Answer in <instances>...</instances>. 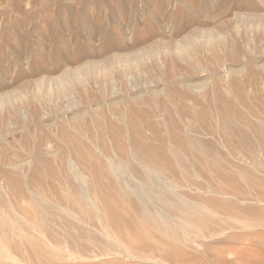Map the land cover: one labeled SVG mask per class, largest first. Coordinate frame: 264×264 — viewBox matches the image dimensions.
I'll return each mask as SVG.
<instances>
[{"label":"bare ground","instance_id":"6f19581e","mask_svg":"<svg viewBox=\"0 0 264 264\" xmlns=\"http://www.w3.org/2000/svg\"><path fill=\"white\" fill-rule=\"evenodd\" d=\"M198 1L183 0L186 12L178 20L168 18L163 25L164 32L171 34L168 42L152 41L157 36L153 26L146 35L135 33L130 38L124 37L119 26L120 36L129 43L99 47L94 53L100 58L95 60H84L79 53L55 61L48 74L60 73L34 79L31 100L23 86L0 93L1 121L9 122L4 132L0 126V138L17 135L23 149H28L27 158L22 151L23 159L10 160L8 150L13 143H6L4 135L0 139V169H8L0 172L1 190L4 186L8 191L2 190L3 194L8 192L12 201L17 199L15 203L19 198L27 202L28 189L33 188L28 198L31 211L26 214L24 207L20 213L24 218L7 210L12 204L7 202V209L0 205L7 210L6 215L0 212V261L7 258L8 250L18 253L21 247L40 264H58L64 247L68 256L77 249V257L85 259L96 246L100 257L108 258L117 245L110 236L116 235L142 264L156 262V258L158 264H195L198 251L190 256L188 252L195 249L189 248V235L184 239L180 234L185 220L181 225L169 220L180 215L188 228L204 229L211 217L203 214L207 217L203 218V204L225 219L232 220L235 213H241V218L248 214V220H252L250 214L256 217L248 224L246 217V224L237 218L245 224L243 231L239 228L240 234L224 236L230 248L219 250L249 263L256 257L251 260L255 253L248 251L264 250V0L230 9L223 6L213 15L200 14L195 8ZM141 2L145 10L152 5L151 0ZM163 6V0L156 5L159 10ZM111 19L115 22L114 16ZM182 33H186L183 38L171 40ZM67 49L64 41L63 50ZM74 61L78 64H71ZM29 164L30 176L23 178L26 190L16 171ZM178 189L194 193L193 200L183 199ZM209 229L215 234L209 238L215 240L216 232ZM151 230L165 236L158 239L156 234V241L149 242ZM136 238L140 246L134 243ZM210 244L206 245L209 251L213 250ZM184 248L190 249L188 257ZM216 250L217 255L207 252V260L223 258ZM109 257L106 263L121 264L116 256Z\"/></svg>","mask_w":264,"mask_h":264},{"label":"rangeland","instance_id":"374dc122","mask_svg":"<svg viewBox=\"0 0 264 264\" xmlns=\"http://www.w3.org/2000/svg\"><path fill=\"white\" fill-rule=\"evenodd\" d=\"M151 1H152V5L147 10H145L144 7L141 6V5H143L141 0H110V1L109 0H74V1L73 0H0V93L10 91L14 88L18 89L19 87L23 86L26 97L30 98L32 96V91H34L36 89L34 84H33V82L35 81L34 79H36V78L40 79L41 77L46 76V75L57 76L60 73L57 71L53 75L48 74L49 71L53 72L52 68H53V63L55 61H57L59 59L61 61V59L63 60V59H66L67 57H72V56H75V54H79V53L82 54L81 58L84 60L85 59L95 60L97 58H100L94 53V51L98 50L99 47H102L101 48V50H102V49L108 47V45L116 46L117 44H120V43H126L127 44V43H129V41H126L127 39L124 37L130 38L131 34L135 35V33H137L140 36H144L147 34L148 28H150L151 26L154 27L153 30L155 31V35H157V36L154 35L155 38L152 39V41H160L161 40L160 42H168L170 40L171 34H169L168 32H164L165 26H163V25L168 23L169 17H171V19H173V20H178L180 18V16L183 13H185L187 10L185 8V4H183V0H163V2H164L163 9L159 10V8L156 7V5L160 0H151ZM259 1L260 0H201V1L199 0L198 2H200V4H198L195 8H197V10L200 12V14L209 13L210 15H213L215 10L220 9L223 6L228 7L230 9V8H233V6H235V5H237V6L247 5V3H249V2L259 3ZM188 4H190V3H188ZM151 9L154 11H152ZM117 15H118V17H117ZM112 16H114L115 22H112V19H111ZM155 17L156 18L158 17V20H160V22H159L160 24L157 23V21H155V19H154ZM231 17L232 16L226 17L223 20L230 19ZM120 20H121V22H120ZM174 25H180V23L174 21ZM119 26H121V29H122L120 31H123V33L125 34L124 37L120 36V31H118V29H117V27H119ZM128 27L130 28V30H128ZM158 27H160V28H158ZM161 27H163L164 30ZM163 33H164V35H163ZM184 35H186V33H182V34H179L177 36L173 35L171 40H174V41L179 40V39L183 38ZM64 41L66 43H68V49L66 51L63 50ZM142 46H138L136 48H141ZM74 63L78 64V63H76V61H74L71 64H74ZM11 77H14V79L11 80ZM26 81H29V83ZM32 85H33V87H32ZM41 91H43V90H41ZM26 100H29V99H26ZM30 100H31V98H30ZM4 123L1 121V117H0V126L2 128V130H1V128H0V130L3 132H4L3 129H5V130L7 129L9 122L5 121ZM2 125L4 126V128ZM5 125H6V128H5ZM2 137L5 138V139L3 138V140L6 143H8V142L13 143V145L11 146V149L8 150V153L10 154V152H11V156H12L11 157L8 154V156H9L8 158L10 160L14 158L13 159L14 161H16V160L19 161V160L23 159V156L25 153H27V154H25V155H27L26 158L28 157V149L24 150L23 147L20 145L21 143L18 142V138L17 139L15 138V137H19V136L14 135V137H13L10 134H9V136L2 134L1 138ZM6 137H10V138L8 139ZM11 138L13 140L15 138L17 143L15 141H12ZM6 140H9V141L7 142ZM16 144H18V145L16 146ZM19 145L21 146V148ZM22 151L23 152L25 151L24 154ZM16 152L19 154V156ZM20 153L23 154V156L21 155L22 158L20 157ZM13 154H16L17 156L13 155ZM0 158H2V156H0ZM29 165H28L29 167L27 166L26 168L22 169V171H20V172L16 171V175L18 173V175L20 174L19 178L20 179L22 178L21 179L23 181L22 186H23V184H25L27 177L30 176V171H31L30 167L32 164H29ZM2 168L5 171L8 170L6 167L5 168L7 170L4 167H1L0 172L3 170ZM10 172H11V170H10ZM14 174H15V172H14ZM23 178H25L26 180H23ZM1 185H3L2 182L0 184V191H2V190L8 191L7 189L4 188V186L1 190V187H2ZM25 185L27 186V184H25ZM25 185L23 186V188H26V190H27V188H29V187L28 186L26 187ZM43 188H45V186ZM32 189L33 188L28 189V190L32 191ZM45 190H46L45 192H47V189H45ZM31 191L30 192L27 191V193L29 192V195L27 194L28 196H26V198L30 197ZM177 191H179V192L182 191L183 195H185V196H183V199H186V198L189 199V197H190V198H192L190 200H193L194 193H191V194H193L191 197V194H189L188 191L180 190V189H178ZM183 191L186 192L187 196ZM7 193L4 195L3 191H2V193L0 192V202L2 200V202L5 203V204L1 203L0 205L5 206L4 208L7 209L6 206L7 205L9 206L10 204H12L13 206L10 205L11 207L7 206L8 207L7 210H9V211H10V209L13 210V214H12V212H10L13 216L15 213V217H17L16 216V214H17V215H19V218H20L24 212H26V214H28L31 211L32 203L29 201L30 199L27 198V202H26L25 199L19 198V200L17 202H15L16 203L15 204L14 201L17 199L13 198V201H12V197L9 196L10 195L9 193L8 194ZM4 196L6 197L5 199L3 198ZM195 197H196V194H195ZM10 199L13 203L10 201ZM20 199H21V201H20ZM9 201H10V203H9ZM28 201H29V203H28ZM18 202H19V204H18ZM6 203H7V205H6ZM20 204H21V211H19V213H18V210L20 208ZM15 205H17V207L15 208V212H14ZM22 205H23V207H22ZM204 206H206V207H204ZM24 207H26V209ZM22 208H24V212H23ZM209 208L210 207L208 205L203 204V207L200 208L201 211L203 212L202 216H203V214L208 215V217L210 216L211 218L209 217L210 219H207L208 222H209V220L211 222H214V223L218 222V224L217 223L216 224L221 229H219L217 225H214V226L211 225L210 226V224H212L211 222H209L210 224L208 223L209 224L208 227L204 228V229H206V231H204V229L202 227L201 228L196 227V229H195V226L193 227L191 225H189V228H188L187 220L184 217H181L180 215H176V216H174L175 218L172 217L173 219L171 218L169 220L170 223H172L174 225H175V223L178 224L179 222H180L179 225H181V222H183L185 220L186 223L185 224L182 223V224L186 225V227L184 226L182 228V230L178 229L177 233L181 232L180 233L181 235L183 233V235H185V236H183V235L181 236L179 234L183 238L184 237L186 238V235H189V236H187L190 238V239L189 238L188 239L191 241L190 242L188 240L189 243L191 244V245L189 244L191 246L189 248L190 249L192 248L193 250L195 249V251L192 250L193 252H191V251L188 252L189 254L190 253L192 254V257L195 254V252L200 251V249L202 248L203 245L207 248L206 249L203 247L204 249L203 248L201 249V251L205 250L206 251V252L204 251L205 253L202 251V252H200L201 255H199L198 252H197V256L195 254V257H193L197 261V263H195V264H199L198 261L201 262V260L204 263L207 261H209V262L214 261L213 264H219V263L220 264H224V263L228 264V262H229V264H231V263L233 264V262L235 263L239 258H241V260L243 261V262H241V261H239L240 260L239 259L238 262L240 264L249 263V262H245L246 260H243L244 258L242 259V257L235 258L236 256H234L232 254L223 253L224 250H228V248H230L229 245L227 248L228 237H226L227 240H226V238H224V241L226 240L225 243L223 241V237L228 236V235L231 236L232 234L233 235L240 234L243 231L242 227H244L246 223L248 224V222L249 223L254 222V220H256V217L251 216V214H250V217H252V220H248V219H251V218H247L248 214L247 215L245 214L246 216L243 214L244 216L241 218L240 217V216H242L241 213L236 214L234 212L235 214L234 213L233 214L237 215V217L233 216L235 219L232 217V220H233L232 221V220H230L231 218L225 219L223 216L221 217L214 210H212L211 208L209 209ZM0 209H2V207H0ZM5 209H2V211L0 210V212L7 214V212H6L7 210L5 211ZM29 209H30V211H29ZM3 210H4V212H3ZM207 210H209V211L207 212ZM20 213H22V214L20 215ZM26 214H24V215H26ZM22 218H24L23 215L20 219H22ZM177 218H180L182 220L179 219V221H176ZM203 218H207V217L203 216ZM237 218L243 219L244 223L246 222L245 221V219H246L247 222L245 224H243V221H241ZM215 219H219V221L216 220V222H215ZM235 220L237 221L238 224H236ZM220 221L226 223V225H224V223H222L223 226L225 227V229H222L223 226H221ZM240 221H241V223H240ZM95 226L97 227V225H95ZM229 226L236 227L238 232L235 230L234 227H232V230H231V227L229 228ZM237 226H239V227H237ZM187 228H188V230H187ZM190 228H194L196 231H193L194 229H190ZM226 228L230 231L226 230ZM239 228L242 231H240ZM92 229H93L92 231L95 232L97 229H100V228L97 227V229H96L94 227ZM183 229H184V231H183ZM208 229L211 230L212 233L216 232L215 240H214V238H209V237H214L215 234H211V232H207ZM179 230H181V231L179 232ZM223 230H224V232H223ZM199 231L201 232L200 236H198ZM202 232L204 234H209V235H207V236L204 235L206 237H203ZM95 233H97V232H95ZM153 233H155V234H153ZM218 233H219V235H218ZM33 234L35 235V233H33ZM152 234H153V236H152ZM192 234H193V236L191 237ZM36 235L38 237H40L39 233H36ZM148 235L150 236V237L148 236L150 239L149 242H152L154 240L156 241V239H153L155 237L154 235H156L159 239V237H162L164 234H161V232L159 233L158 231H152ZM220 235H223V236H220ZM115 237H116V235H112V237L110 236L111 240L115 243V245L117 244L116 245L117 247L114 246L115 247V248H113L114 251H112V250L109 251V253L107 254L108 258L106 257V255L102 256V258H101L99 255V252H100L98 249L99 247H96V246H93L94 250H92V251H91L92 247L90 246L91 249L89 250V253H87L89 255V257L90 256L96 257V258L93 257V258H95V260H93V261H92L93 258L88 257V258L83 259L80 256L77 257V254L79 255V252L77 251V249L73 250L71 252L72 254L70 253V255H71V257H70V256H68L69 254H67L68 253V251H66L67 248L64 247L60 251L62 254L64 253L63 254L64 257L62 258V260L60 259V261H62V264L63 263L64 264H73L74 262L76 264H92V262H94V264H108V263H106V261L110 259L109 256H111V258L113 256H116L117 260L121 261L120 262L121 264L122 263L125 264L124 262H126V264H132L136 260H134L132 255L129 252H127L129 250L127 249L126 244L124 245L122 240L119 238L118 239L120 240V243L122 245L120 243L118 244V242L116 241L117 237H116V239H114ZM157 237H155V238H157ZM200 237L202 238L203 241L201 240V242H203V243L207 242L210 239H211L210 240L211 243H213L212 241H217V243L216 242L213 243L215 245H213V244L211 245L210 241H208V243L210 244L209 247L211 248V246H212L211 249H213V250L210 249L211 251H209L208 246H206V245H209L208 243L207 244L205 243L206 245L202 244L201 242L197 243L196 241H200V239H201ZM216 238H218V239L216 240ZM136 239H135L134 243L138 244V242H136V241H139L140 237H139V239H137V240ZM158 239H157V241H158ZM204 239H205V242H204ZM206 239H208V240L206 241ZM193 240H194V243H193ZM220 242H222V243H220ZM199 243L201 244V246L199 245ZM142 244H144V243H142ZM218 244H222V245H218ZM138 245L140 246V243ZM216 245H218V246H216ZM188 246H185V247H188ZM220 246H223V247H220ZM194 247H196V248L201 247V248L199 250L198 249L196 250V248H194ZM24 248L22 249V247H21L22 250L19 248L18 253L16 252L17 251L16 249H14L15 251L13 249H11L16 253V255L20 254L18 256L19 258L15 255H14L15 257L12 258V256H13L12 254L14 252L11 253L10 250H8L9 256L7 255V258L1 260L0 261L1 264L2 263L6 264V262L9 264H16L17 263L16 260L20 261L17 264H22V263L28 264L29 262H27V260L29 261L32 258L27 253L28 250L26 248L25 249ZM96 248L98 249V251ZM116 248H118V249H116ZM123 248L127 249L126 253L124 251L125 254L123 253ZM189 248L188 249L184 248V251L187 249L186 252H184L185 254L187 253V251L190 250ZM219 248H223L224 250L223 249L219 250ZM214 249L215 250L218 249L219 251L216 250V252L219 253L218 256H220V254H222V256H220V257H223V258H219L216 261L214 259L212 261L207 260L208 253L211 252V254H212V252H213L214 254L217 255V253L214 252L215 251ZM260 249L259 248L258 249H252L251 250L252 252L248 251V254L253 253V252L255 253L254 256L251 254L253 257L250 258L252 260L254 257H256V259H254V261H251L247 255H243L245 258H248V260L251 261L249 264H253L252 262H255L254 264H264V261H263L264 260L263 259L264 258V250H262L263 248H260ZM19 250H21V251H19ZM23 250L26 254L22 253ZM63 250H64V252H62ZM255 250H256V252H255ZM74 251L78 252V253H75L76 254L75 255ZM90 251L92 253H90ZM117 251H119V254L117 253ZM257 251L260 255L262 254L261 259H263L262 260L263 263H261L262 262L261 259L260 260L258 259V258H260V255L257 253ZM21 253L24 256L28 255L29 257L25 256L24 258L26 260L23 261L24 258H22L23 255ZM188 253L186 254L187 257H188ZM202 253H203V255L204 254L205 255L203 256ZM126 254H129V255H126ZM191 254H190V256H191ZM225 254H227V256H224ZM73 255H75L76 257L75 256L73 257ZM117 255H119V256H117ZM120 255L122 258L120 257ZM256 255H258V256H256ZM67 256L70 258V260ZM128 256L130 257L129 259H131V262L129 261ZM26 257H28V258H26ZM72 257H73V259H72ZM116 257H113V258H116ZM16 258H18V259H16ZM79 258H81L80 259L81 261L78 260ZM98 258H101L100 260L102 262H100V260ZM123 258L126 260H123ZM196 258H198L199 260ZM226 258L228 259V261L226 260ZM87 259H88V261H89V259H91L92 262L86 261ZM220 259H222V260H220ZM223 259L226 261H224ZM231 259H233V260H231ZM235 259H237V260H235ZM33 260H31V262L29 264H34L35 262L36 263L38 262L36 259H33ZM156 260H155L156 262L151 261L150 264H152V263L158 264L159 259L156 258ZM55 262H57V261H55ZM59 262H57V263L59 264ZM209 262L205 263V264H209ZM238 262H237V264H239ZM136 263L140 264L141 262L136 261ZM136 263H133V264H136ZM160 263L162 264L163 262H160ZM37 264H40V262H38ZM43 264H48V263H43ZM54 264H56V263H54ZM143 264H149V262L143 263ZM163 264H166V263H163ZM170 264H172V263L170 262Z\"/></svg>","mask_w":264,"mask_h":264}]
</instances>
